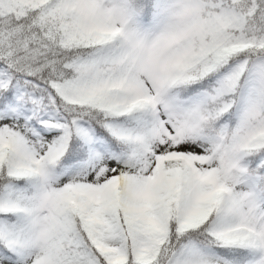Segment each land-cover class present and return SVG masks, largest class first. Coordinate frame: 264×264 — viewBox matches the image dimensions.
Returning a JSON list of instances; mask_svg holds the SVG:
<instances>
[{"label":"snow or ice","instance_id":"6c2138e0","mask_svg":"<svg viewBox=\"0 0 264 264\" xmlns=\"http://www.w3.org/2000/svg\"><path fill=\"white\" fill-rule=\"evenodd\" d=\"M0 264H264V0H0Z\"/></svg>","mask_w":264,"mask_h":264}]
</instances>
